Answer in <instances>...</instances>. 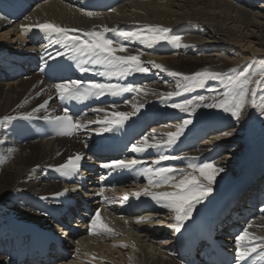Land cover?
I'll list each match as a JSON object with an SVG mask.
<instances>
[{"label":"bare ground","instance_id":"6f19581e","mask_svg":"<svg viewBox=\"0 0 264 264\" xmlns=\"http://www.w3.org/2000/svg\"><path fill=\"white\" fill-rule=\"evenodd\" d=\"M18 4L20 3L18 2ZM90 4L91 0H46L42 4L35 6L30 14L21 20H17L15 19L17 16L11 15L9 18L7 17L2 8L7 9L9 7L1 3L0 54H6V46L9 47L8 54L11 53V49L20 50L22 43V41L18 40L19 36L21 37L20 24L28 26L50 22L80 30H92L95 28L100 31L104 26H107L110 29L133 32L141 31V26L146 28L147 26L159 25L169 28L171 30L170 36L179 35L182 38L181 40L189 45V48L195 46L196 48L214 47L212 44L219 43L224 48L227 46L240 50L241 54L237 55L240 59L242 57L251 59L254 56L257 57V55L258 57H264V23H262L264 21V0H131L129 3L113 10L98 14L94 13L93 16L89 17L84 12L91 11L87 8ZM106 36L113 40H121L116 32L110 31ZM204 41H206L205 44L203 43ZM166 43L168 45H165ZM244 43H246V47L242 46ZM127 46L128 53L120 54H136L138 51H143L144 55L141 57L143 62L146 64L148 62L159 63L164 67L165 71L151 68V70L156 72L155 76L151 71L149 72L154 81L152 84L143 87H141V78H144L146 74L137 73L126 79L118 80L116 83H127L126 81H130V83H134L143 89L132 103L118 108L119 110H127L128 107L133 108V105L140 103H143L144 107L138 113L143 112L152 103H157L161 111L171 110L172 108L168 106L171 102L194 99L197 95L206 97L221 96V93L224 92V89H221V93H219L218 91L208 92L204 88H196L192 92L183 93L182 96L173 97L167 103L162 102L160 97L164 93L176 90L178 82L183 83L182 77L168 75V71L192 75L196 72L223 73L233 70L232 80L238 73V65L227 61H224L222 69L218 70L215 68L216 60L214 59L203 58L196 64L186 60L187 58L180 59L178 57V51H180L178 47L173 48L168 41H162L153 48H147L139 42H128ZM60 48L61 46L58 47V49ZM226 50L231 52L230 48ZM232 50L235 51L234 49ZM190 53L191 51H188L187 54ZM154 54H163L167 57H157ZM151 57H156V59ZM216 57L218 58L217 54ZM236 67L237 70L235 69ZM157 73H160V75ZM208 80L206 78L205 83ZM100 82L107 83L105 75L101 76ZM169 83L172 85H169ZM44 87L45 82L40 80L37 75H31L29 78L8 84L0 82V117L22 116L24 112L36 108L50 97L43 92ZM51 100L47 106H52ZM113 106L117 108L118 105L108 104L104 106V108L109 110V115L113 110ZM42 110L44 109L40 111ZM252 110L255 111L254 109ZM207 112H209V115L200 117L202 113ZM104 115L105 113H99L98 115L91 113L82 120V123L101 119ZM226 116L228 115L222 110L206 108L202 105L196 107L193 115H188V118L193 120L194 125L198 121L202 123L208 122L205 125L206 127L214 130L218 129L219 131L216 136L208 138L202 143L201 152L204 150L211 152L214 145H222L228 151L225 156L226 159L223 158L215 163L223 167L224 171L217 176L214 191L211 193L212 196L223 192L229 185L234 183L237 176L247 169L249 165L255 164L258 159H264V118L256 116L258 117L257 119H254V117L249 122L244 120L240 123V121L237 123L236 129L238 132H236L232 130L235 127L233 125L235 120L229 118L230 122H228L229 119ZM193 123L188 126V128L190 127L189 130ZM175 124L173 125L175 126ZM221 124L223 125L220 126ZM224 124L230 127L227 128ZM173 125L163 126L161 124L158 129H155L158 138L155 136L149 142L160 141L163 134L173 131ZM89 127L95 128L97 125L90 124ZM223 127L226 128L224 131L222 130ZM240 128L241 130L239 131ZM224 132H231L232 134L226 136L223 135ZM153 133L155 132H149L147 136L150 138ZM94 138L95 134L86 133L84 142L86 141L89 145L87 147L88 150L95 146L94 142L91 143ZM75 148L81 149L80 145L72 144L70 141L27 142L22 137L16 124L9 120L0 121V224L4 223L3 218L6 217L48 223L45 214L29 203L20 192L36 195L50 194L54 186L46 178L43 170L31 172L28 175L26 173L37 166L59 164ZM48 188L50 189L47 190ZM14 191L17 192L16 195ZM237 220L242 221L244 218H238ZM245 228L248 229L249 233H252L250 228L264 229V223H251ZM228 230L229 228H227ZM124 231L126 239H129V236L135 237L134 239L139 243L140 247V252L137 256L129 250L126 251L131 256L129 259L130 264H177L174 258L168 259L165 256V247L154 243L157 238L155 229L144 227L140 232L135 233L136 229L129 226L127 229L124 227ZM9 233L6 231L0 234V264L10 263V259L7 257L11 245L8 237ZM107 239L108 234L100 233L97 238L83 240L79 244L82 245L81 250L76 255L78 258L81 256L80 260H85L86 262L75 259L72 264H97L95 261L96 256L109 259L113 264H118L124 260V258H120V255L115 256V252L102 250V248H109L106 246ZM98 245L101 247H98ZM89 248H94L96 252H91L85 257V251Z\"/></svg>","mask_w":264,"mask_h":264},{"label":"snow or ice","instance_id":"6c2138e0","mask_svg":"<svg viewBox=\"0 0 264 264\" xmlns=\"http://www.w3.org/2000/svg\"><path fill=\"white\" fill-rule=\"evenodd\" d=\"M83 11V10H82ZM85 15L91 17L94 15L91 11H85ZM141 31H124L118 29H110L104 26L102 30L97 31L95 28L92 30L68 29L61 27L58 24L44 22L22 26V30L30 31L32 28L37 29L40 33L44 34L48 39L49 45L52 43H60L64 48L69 49L75 55L80 57H87L86 63L103 66L107 69L102 75H106L111 79L116 77L118 80L126 79L127 77L140 73L148 74L151 68L160 71H165L164 67L156 62H148L147 64L141 60L144 55L143 51H138L136 54H120L128 53V46L124 43L139 42L147 48H153L160 44L162 41H168L177 47H180L181 37L179 35H169L170 29L163 26H141ZM116 32L121 40H113L108 38V32ZM55 34L57 39L52 40V35ZM184 47H187L186 45ZM64 53L57 52L55 55L49 54V59L55 60L58 56ZM46 67L48 61H44ZM150 65V66H149ZM81 72H88L89 69L84 64H78ZM45 68H41L44 71ZM168 75L173 77H182L183 83H177L176 90L164 93L160 99L162 102L167 103L175 96H182L183 93L192 92L196 88H205V79L219 80L221 79L220 73L214 72H196L192 75H186L177 71H168ZM243 83L238 91H225L221 96L206 97L204 95H197L194 99H184L181 102H171L168 106L172 109L178 110L180 113L193 115L196 107L202 105L206 108H214L228 113L230 117L237 123L244 117V112L247 107L258 111L260 117L264 118V76L260 80L252 81L240 73ZM229 85L233 83L231 77L228 78ZM255 83V87H252ZM56 96L58 99L67 104L69 102L84 103L90 99H99L105 96L118 97L123 96L125 93H134L139 95L143 89L134 83H103L97 81H89L85 84L81 80L61 79L60 82L53 85ZM227 87V86H226ZM182 89V91H181ZM209 91L215 89L209 88ZM39 94V93H38ZM53 97L45 99L43 103L39 104L33 109V112H38L41 109L47 110V105ZM210 101V102H209ZM144 107L143 103L133 105V111H119L118 108L113 106L111 114H108L107 108H93L92 112L97 115L101 112L105 113L104 117L94 121L82 123L80 119L76 118L77 114L71 113L67 107L63 109V114L54 117L52 121L57 127V134L61 136H73L81 131L88 134L102 135L108 132H114L130 120L133 115H136L140 109ZM31 114H28V118ZM6 119H11L8 117ZM44 119L48 120L50 117L45 116ZM182 121L176 126L175 131H169L163 134L161 140L158 142H149V136L142 137V141L133 143L130 146V151L138 154L148 152L149 149L154 150L158 158L152 160V166L141 167L138 170V175L143 176L148 181L151 187H161L169 185L172 190L170 191H151L150 187H145L142 191L132 193L137 199L141 196L150 197L160 207L168 210L174 214V222L169 223L167 226L175 232H180L185 222L188 221L196 206L202 203L213 191L214 184L217 176L224 171V168L216 165L214 162L207 163H190L188 169H175L172 167L162 166L161 162L171 159H181V157L165 154V149H172L185 134L186 129L193 123L191 118L179 117ZM90 124H96L97 127L91 128ZM231 132H224L223 135H231ZM153 139L155 133L151 134ZM87 148L89 145L84 142ZM83 153H78L68 157L65 163L60 164L56 171L62 172L65 176H75L79 173L81 162L84 159ZM183 159H187L184 157ZM142 161L138 159H113L101 165L102 168L109 172H117L122 170H132L141 165ZM182 178L176 181V176ZM75 190V189H73ZM69 189H64L63 193H56L57 196L63 195ZM107 199V198H106ZM128 196L125 195L126 201ZM148 218H143L146 221ZM142 222L138 219L137 223ZM100 229L107 232H112L106 224L101 223L99 211H97L90 218V234L97 233ZM248 240L249 243L241 245L240 241ZM259 241L258 243L255 241ZM237 248L234 257L235 264H246L247 258L253 253H257L264 258V238L251 236L248 229L243 230V234L237 237ZM127 247V245H121Z\"/></svg>","mask_w":264,"mask_h":264},{"label":"rangeland","instance_id":"374dc122","mask_svg":"<svg viewBox=\"0 0 264 264\" xmlns=\"http://www.w3.org/2000/svg\"><path fill=\"white\" fill-rule=\"evenodd\" d=\"M256 10L259 11L258 9H256ZM256 10H255V12H256ZM262 23H264V21ZM205 42L206 41H204L203 43L205 44ZM203 43H202V45H204ZM185 44H186L187 47H184ZM214 44H212L214 47H198V48H196V46H195V47H192V48L190 47L189 48L188 47L189 45H187L186 42L181 40V42H180L181 50L178 51L179 52L178 57H180V59H184V58L186 59L187 58L186 60H190L191 63H195V64L200 59H203V58H205V59H214V60H216L215 68H217L218 70L222 69L224 61H227L228 63H235V64L238 65V73L234 77L232 84L229 85L228 78L229 77L232 78V74H233L234 71L233 70L225 71L223 73H220L221 74V79H219V80H211V79H209L208 82H206L207 85L204 88L205 91L210 92L208 90L209 88L215 89V91H218L219 93H221L220 92L221 89H224V92L225 91H229V90H232L234 92L238 91L240 89V86L243 83V79H244V77H242L240 75V73H244V76H246L248 79H250V80H252L254 82L257 81V80H260L261 77L264 76V57H258V55H257V57L254 56L251 59H249L247 57H242L240 59V57L237 56V55L241 54L240 50H238L236 48H233V47H227V46H225V48H224V46L222 44H219V43H216L215 45ZM242 46L246 47V43H244ZM227 48H230L231 52L226 50ZM196 49H200V50H196ZM232 49H234L235 51H233ZM188 51H191V53L187 54ZM200 51H201V53H199ZM195 52L197 54H192V53H195ZM216 54H217L218 58L216 57ZM178 57H177V59H179ZM235 69L237 70V67ZM169 85H172V84L169 83ZM251 86L255 87V83H253V85H251ZM251 110H252V108H250V107H247L245 109L244 117L240 120L241 121L240 123H242V121H244V120H245V122H249L254 117H255L254 119H257L258 117H260L257 110H255V111H253V110L251 111ZM256 116H258V117H256ZM260 118H262V117H260ZM234 126L235 127L232 130L238 132L237 129H236L238 124H236ZM240 130H241V128L239 129V131ZM237 147L241 148L239 146H237Z\"/></svg>","mask_w":264,"mask_h":264}]
</instances>
